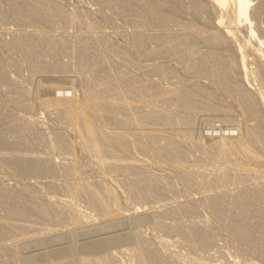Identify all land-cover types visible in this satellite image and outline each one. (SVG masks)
I'll return each instance as SVG.
<instances>
[{
    "label": "rangeland",
    "instance_id": "374dc122",
    "mask_svg": "<svg viewBox=\"0 0 264 264\" xmlns=\"http://www.w3.org/2000/svg\"><path fill=\"white\" fill-rule=\"evenodd\" d=\"M113 1L19 0V12L8 0H0V193H11V199L0 205V264H107L100 253L114 256L113 264H144L132 248L137 233L145 247L169 256L173 264H264L260 252L264 251V150L246 138L252 131L264 136V108L260 106V114L253 116L232 89L241 84L247 89L248 78V91L255 95L264 86V63L255 51L258 40L249 38L246 21L233 19L231 1L222 13L211 0ZM32 2L57 7L66 11L63 17L68 16L33 17L27 10ZM260 2L253 0L252 5ZM198 6L203 10L194 13ZM72 14L79 18L77 25L83 31L70 22ZM255 24L263 37L264 12ZM228 28H234L232 36L226 34ZM140 34L144 42L139 41ZM211 34L217 35L216 40ZM20 35L39 44L36 51L33 48L39 57L35 65ZM46 37L57 44L46 42ZM248 38L251 43L244 54L250 75L246 78L241 66L234 65L229 87L217 74L215 58L236 63V48ZM84 46L87 51L81 52ZM203 54L212 57L203 62ZM82 62L87 66L80 71ZM43 63L46 68H41ZM89 72L97 82L86 81ZM141 85L146 90L139 93ZM193 91L198 93L192 102L204 109L193 112L178 104L177 93ZM115 93L133 108L124 104L117 114L103 109ZM74 110L78 117L85 116L86 126L67 117ZM153 131L159 146L164 149L172 143L182 152V159L163 158L146 140ZM94 132L101 136L95 137ZM108 137L112 144L105 140ZM111 149L114 155H109ZM20 158H44L51 170L34 163L25 167ZM221 170L229 182L211 187ZM142 179L149 183L142 184ZM74 180L88 187L87 194L68 189ZM130 187H142L143 198ZM95 193L110 213H99L92 202ZM17 210L24 214L9 213ZM78 217L90 224L77 223ZM166 224L176 228L162 227ZM230 224L249 234L256 246L245 245ZM185 227L197 229L203 240L183 234Z\"/></svg>",
    "mask_w": 264,
    "mask_h": 264
},
{
    "label": "bare ground",
    "instance_id": "6f19581e",
    "mask_svg": "<svg viewBox=\"0 0 264 264\" xmlns=\"http://www.w3.org/2000/svg\"><path fill=\"white\" fill-rule=\"evenodd\" d=\"M9 2H11V5L13 6V7H17V10L20 12V10H22L20 7H19V5L21 4V2H19V0H8ZM107 2H109V3H115L116 1H113V0H106ZM230 1L231 2H233L234 4L233 5H235V8H234V12H233V19H237L238 18V22L241 20V19H243L244 20V22H245V24L247 25V31L249 32V38L251 39V37H252V39L253 38H256L257 40H258V42H259V44H258V47H256V49H255V51H256V53H257V55H258V57L262 60V62L264 63V48L262 49V47H261V45L263 44L264 45V36L263 37H261L260 35H262L263 33H262V31H260V30H258L257 28L259 27L258 26V24H255L256 22L258 23V20H259V18H260V15H261V13H263L264 12V0H261V2H260V4L259 5H252V2H253V0H211V2H212V6L215 8V9H218L219 11H221V13H222V9H226V7H228V5H229V3H230ZM23 4V3H22ZM28 5H26V7H27ZM204 6V5H203ZM203 6H198L197 8H196V10L194 11V13L195 12H199V11H202L203 10ZM19 8H20V10H19ZM24 8V7H23ZM26 9V8H25ZM15 10V9H14ZM29 12H30V14L29 15H31V16H41V17H47L48 19H50V18H55V17H59V18H61L62 19V17H63V13H65V12H61L60 10H59V8H57V7H49V8H45V7H40V5L38 6V4L37 3H33L32 2V4H29V6H28V9H27ZM217 10V11H218ZM262 10H263V12H262ZM228 12V11H227ZM23 13V12H22ZM223 13H225V12H223ZM219 14V13H218ZM225 15H227V14H225ZM65 17H63V18H65L66 19V16H68V15H64ZM124 16V15H123ZM126 17H129L128 15H126ZM219 17H220V15H219ZM230 17V16H229ZM3 18V15L0 13V20ZM40 18V17H39ZM224 18V17H223ZM240 18V19H239ZM46 19V18H45ZM44 19V20H45ZM69 19H70V22H72V23H75L76 25V27H78V29H80V28H83V27H81V25H77V24H79V18H77L76 16H74L73 14H72V16L71 17H69ZM229 19V18H228ZM231 19V18H230ZM229 19V20H230ZM68 20V19H67ZM218 20H219V22H220V19L218 18ZM231 21V24H232V22H234V20H230ZM2 22H4V21H2ZM1 22V23H2ZM69 22V21H68ZM222 22V21H221ZM220 22V23H221ZM224 22V21H223ZM223 22H222V24H223ZM29 23V22H28ZM148 23V22H147ZM219 23V24H220ZM33 24V23H32ZM218 24V26H221V25H219ZM230 24V22L229 23H227V25H229ZM88 25V24H87ZM89 25H91V23L89 24ZM94 25V24H93ZM92 25V26H93ZM216 25H217V23H216ZM224 25H225V22H224ZM223 25V26H224ZM255 25H257L258 27H256ZM263 25V24H262ZM3 26V25H2ZM30 26H31V23H30ZM67 26V25H66ZM75 26H74V28H75ZM84 26V25H83ZM232 26V25H231ZM28 27V26H27ZM80 27V28H79ZM86 27V26H85ZM95 27V26H94ZM226 27V26H225ZM237 27V26H236ZM136 28V27H135ZM217 28V27H216ZM235 28V27H234ZM233 28V29H234ZM31 29H32V27H31ZM36 29V28H35ZM34 29V30H35ZM76 29V28H75ZM137 29V28H136ZM217 29H220V28H217ZM233 29H231V28H228V30H227V32H226V34L227 35H230V36H232L233 35ZM261 29V28H260ZM27 30V29H26ZM37 30V29H36ZM80 30H82V29H80ZM262 30H264V29H262ZM23 31V30H22ZM28 31V30H27ZM31 31V30H30ZM83 31V30H82ZM262 34H261V33ZM264 32V31H263ZM213 33V32H212ZM218 33V32H217ZM259 33H260V35H259ZM39 34V33H38ZM41 35V34H40ZM212 35V39H214V40H216V38H217V35L216 34H211ZM226 35V36H227ZM31 36V35H30ZM57 36V35H56ZM98 36V35H97ZM96 36V37H97ZM140 38L141 39H139V41H141V42H144L145 40H146V38L143 36V35H141L140 34ZM219 36V35H218ZM221 36V37H220ZM219 37L220 38H225V37H222L223 35H220ZM225 36V35H224ZM29 37V36H28ZM41 37V36H40ZM40 37H39V39H40ZM49 37H51V36H49ZM229 36H227L226 38H228ZM41 38H43V37H41ZM54 38V37H53ZM135 38V37H134ZM137 38V37H136ZM164 38V37H163ZM166 38V37H165ZM249 38H248V42H246L245 44H243V45H239L236 49L238 50L237 52H238V55L236 56L237 58V61H236V63H234L235 62V60H230V59H226L225 57L224 58H215V65H216V67H215V69L217 70V74H218V76L223 80V81H225L226 83H227V85L229 86V87H231L230 86V81L232 80V77H233V71H232V68L234 67V65H237L238 67H239V65L241 66V69L244 71L243 72V75L246 77V78H248V76L250 75H248L247 76V74L250 72H248V70H246V66H247V62H246V57H245V54H244V48L246 47V46H248V44H249ZM38 39V38H37ZM36 39V40H37ZM46 40V42H48V43H53L54 45H56L57 44V40H54V39H52V38H48L47 39V37L45 38ZM59 39V38H58ZM149 39V38H148ZM251 39V40H252ZM157 40H160V37H157ZM166 40V39H165ZM164 39H163V41H165ZM221 40V39H220ZM223 40V39H222ZM221 40V41H222ZM247 40V39H246ZM255 40V39H254ZM19 41H20V43L23 45V49H25V53H26V55H27V57L29 58V60L31 61V63H33L34 62V60H35V57L37 56H35V54H36V49H38V47H39V44H37V43H34V41H32L34 44H35V46L33 45V43L31 44V41L29 40V39H27V38H25L24 36H22V35H20V38H19ZM161 41V40H160ZM167 41V40H166ZM165 41V42H166ZM171 40L169 39V41L168 42H170ZM172 41H173V39H172ZM41 42H42V40H41ZM158 42V41H157ZM162 42V41H161ZM217 42V41H216ZM229 42V41H228ZM171 43V45L173 44L172 42H170ZM174 43H175V41H174ZM219 43H220V41H219ZM250 43H251V41H250ZM42 44H44V43H42ZM60 44V43H59ZM162 44V43H161ZM160 44V45H161ZM166 44H167V42H166ZM33 45V46H32ZM164 45V44H163ZM42 46V45H41ZM59 46V45H58ZM164 46H166V45H164ZM169 46V45H168ZM35 47V51L33 50V48ZM77 47H80V46H77ZM264 47V46H263ZM76 48V47H75ZM82 48V47H81ZM78 49H80V48H78ZM235 49V48H234ZM83 50H85L84 52H86L87 50H86V48H85V46L82 48V50H81V52L83 51ZM74 52V51H73ZM76 52H77V50H76ZM83 54H85V53H83ZM82 54V55H83ZM74 55H76L75 53H74ZM210 57H212L211 55H209V54H206V55H201V58H202V61L203 62H205L206 60H208ZM37 58V57H36ZM39 58V57H38ZM38 58H37V60H38ZM36 60V61H37ZM214 60V59H213ZM105 61V60H104ZM210 62V61H209ZM213 62H212V64H213ZM261 62V63H262ZM35 63L36 62H34V65H35ZM37 63H40L39 61H37ZM102 62H100V64H101ZM208 63V62H207ZM41 64V63H40ZM103 64V63H102ZM205 64V63H204ZM209 64V63H208ZM38 64H36V66H37ZM82 66H80V64H79V66H80V68H78V69H81L80 71H82L86 66H87V64H84V62H82V64H81ZM207 65V64H206ZM209 65H211V64H209ZM214 65V66H215ZM261 65H263V64H261ZM35 66V67H36ZM39 66H41V65H39ZM65 66H67V65H65ZM147 66V65H146ZM34 67V66H33ZM59 67V66H58ZM41 68H46V66L44 65V63L42 64V66H41ZM41 68H39V69H41ZM59 68H61L62 69V66L61 67H59ZM72 68V67H71ZM262 68H263V70H264V65L262 66ZM38 69V68H37ZM36 69V70H37ZM58 69V68H57ZM65 70V69H64ZM74 70V69H73ZM35 71V70H34ZM39 71V70H38ZM44 71V70H43ZM67 71V70H66ZM65 71V72H66ZM76 71V70H75ZM85 71V70H84ZM40 72V71H39ZM45 72V71H44ZM61 72V71H60ZM64 72V73H65ZM34 73V72H33ZM87 73V72H86ZM35 74H36V72H35ZM34 74V75H35ZM39 74H41V73H39ZM44 75V74H43ZM38 76V75H37ZM232 76V77H231ZM0 77H1V75H0ZM245 77L243 78V79H245ZM256 77H259L258 76V74H257V76ZM38 78V77H37ZM86 78V81H89V82H97V80L95 79V77L89 72L88 73V75L85 77ZM1 79V78H0ZM40 79V78H39ZM133 79V78H132ZM249 79V78H248ZM247 79V80H248ZM128 80V79H127ZM245 81V85H247L246 87H247V89L245 88V86L244 87H241V86H243L242 84H241V86L240 87H237V88H232L233 90H234V92L238 95V96H240L242 99H243V101L245 102V104L247 105V106H249L250 107V109H251V111H252V115L253 116H258L260 113L258 112V110H259V107L260 106H262V108H264V86H262L263 84L262 83H264L263 81L261 82V88H259V90H257L258 92H256L257 93V95H255L254 94V92H252V90L250 91H248V88L250 87H248V82L250 81V80H248V81ZM262 80V79H261ZM264 80V79H263ZM244 81H243V83H244ZM129 82H131L130 80H129ZM44 83V82H43ZM50 83V82H49ZM130 84V83H129ZM135 84V83H134ZM41 85V84H40ZM45 85H46V83H45ZM139 85V84H138ZM52 86V88H54L53 87V85H51ZM50 86V87H51ZM48 88H49V86H48ZM103 88V87H102ZM134 89L136 88L135 86L133 87ZM140 90H139V89ZM137 91H139V93H140V91L142 92V90L141 89H145L146 90V88L144 87V86H142L141 85V88L140 87H138L137 86ZM171 89V88H170ZM249 89H251V88H249ZM48 90V89H47ZM54 90V89H53ZM102 91H103V89H101ZM136 90V89H135ZM107 91V90H106ZM144 92V91H143ZM180 92V91H179ZM182 92V91H181ZM194 92V91H193ZM191 92V93H177L176 94V96H175V98L177 99V101H178V104L181 106H183V107H186V108H188V109H192V111L194 112V110L196 109L197 110V108H199V107H201V108H203L204 109V106L202 107L201 105H198V103L197 104H194V102H192V97H193V95H195L196 93H198V92ZM250 92H252L253 94H254V96H252V95H250ZM103 93V92H102ZM163 93V92H162ZM170 93V92H169ZM50 94L51 95H53V93H51V90H50ZM160 94V93H159ZM207 95H209V94H207ZM196 96V95H195ZM201 96V95H200ZM123 97V96H122ZM168 97V94L165 96V98H167ZM201 97H203V96H201ZM124 98V97H123ZM193 98H196V97H193ZM125 100V99H124ZM127 100V99H126ZM126 100H125V102H126ZM207 100V99H206ZM209 100V99H208ZM130 101V100H129ZM201 101V100H200ZM203 101V100H202ZM211 101V100H210ZM125 102H123L122 101V99H121V97H119V95H117V93H115V95L112 97L111 96V98H110V100H107L106 102H104V104L102 105V108L103 109H105V110H109V111H111L112 113H114V114H117L118 113V111H121L120 109H123V108H121V107H125L124 106V104H130L129 102L128 103H125ZM206 102H208V101H206ZM205 102V103H206ZM204 104V103H203ZM127 106V105H126ZM129 106H131V105H129ZM212 105H210L209 107H211ZM214 106V105H213ZM133 108V106H131V109ZM212 108V107H211ZM214 109H215V107H213ZM212 108V109H213ZM219 108V107H218ZM217 108V109H218ZM220 108H222V106L220 107ZM194 109V110H193ZM202 109V110H203ZM210 109V108H209ZM216 109V110H217ZM261 109V108H260ZM76 110V109H75ZM70 111V112H68V114H67V117L68 118H70L72 121H74V122H76L78 125H80V126H86L87 125V123L86 122H88V120L86 121V118H85V116H79L78 117V114H77V110L76 111ZM153 110H155V109H153ZM215 110V111H216ZM219 110V109H218ZM124 111V110H123ZM156 112H153V113H155V114H157L158 112H157V110H155ZM160 111V110H159ZM163 111V110H162ZM165 111V110H164ZM199 111V110H198ZM201 111V110H200ZM199 111V112H200ZM210 111H211V109H210ZM221 111V110H220ZM224 111H225V109H224ZM125 112V111H124ZM123 112V113H124ZM128 112V111H127ZM152 112V111H151ZM166 112V111H165ZM208 112L209 111H207V114H208ZM213 113H214V110L212 111ZM219 112V111H218ZM222 112V111H221ZM129 113V112H128ZM131 113V112H130ZM133 113H134V111H133ZM153 113H149L152 117L151 118H155L156 117V115H154ZM161 113V112H160ZM160 113H159V116H161V115H163V114H161L160 115ZM198 113V112H197ZM201 113V112H200ZM210 113V112H209ZM262 113V112H261ZM148 114V115H149ZM211 114V113H210ZM149 115V116H150ZM158 115V114H157ZM165 115V114H164ZM167 115V114H166ZM224 115V114H223ZM126 116V115H125ZM148 116V117H149ZM158 116V117H159ZM147 117V116H146ZM217 117H218V115H217ZM226 117H228V116H226ZM27 118V117H26ZM157 118V117H156ZM143 119H144V117H143ZM150 119V118H149ZM20 120V119H19ZM153 120V119H152ZM157 120H162V119H154V122L155 121H157ZM165 120V119H164ZM144 121V120H143ZM165 121H167V120H165ZM169 121V120H168ZM184 121V120H183ZM126 122H128V121H124V123L123 124H126ZM145 122V121H144ZM143 122V123H144ZM149 122H151V121H149ZM170 122V121H169ZM129 123V122H128ZM165 123V122H164ZM177 123V122H176ZM132 124V123H131ZM138 124V123H137ZM181 123H179L178 122V125H180ZM184 124H186V122L184 123ZM133 125V124H132ZM154 125V124H153ZM189 125H191V124H189ZM193 125V124H192ZM191 125V126H192ZM127 126V125H126ZM129 126V125H128ZM140 126V125H139ZM144 126V125H143ZM146 126V125H145ZM168 126H171V124L170 125H168ZM185 126V125H184ZM187 126V125H186ZM193 126H195V125H193ZM228 127H229V125H227ZM233 126V125H232ZM131 127V126H130ZM166 127V126H165ZM197 127H199V126H197ZM129 128V127H128ZM156 128V127H155ZM196 128V127H195ZM194 128V129H195ZM200 128V127H199ZM249 128V127H248ZM43 129V128H42ZM130 129V128H129ZM133 129V128H132ZM147 129V128H146ZM150 129V128H149ZM157 129V128H156ZM236 129V128H235ZM244 129V128H243ZM93 130V129H92ZM102 130V129H101ZM187 130H189L188 128H187ZM233 130V129H232ZM238 131V133H239V135H242L241 134V128H239V129H237ZM95 131H98V130H95ZM148 131V130H147ZM154 131H155V129H154ZM153 131V132H154ZM186 131V130H185ZM192 131H194V130H192ZM196 131V130H195ZM235 131V130H234ZM244 131V130H243ZM246 132L247 131H249V130H245ZM250 131H252V130H250ZM89 132V131H88ZM100 132V131H99ZM99 132H94L95 134H94V136L95 137H98V136H101V134L99 133ZM152 132V133H153ZM191 132V131H190ZM198 132H199V130H198ZM197 132V133H198ZM203 132V131H202ZM236 132V133H237ZM253 132V131H252ZM247 133V134H245V136H246V138H247V140H248V143L250 142V143H253L254 145H256V146H258V148L260 149V150H264V140H263V137L264 136H262V134H261V132H256V133ZM152 133H147L148 135V139H147V137L146 136H144V137H146V140H148L149 142H150V144H153L154 145V147L156 146L157 148H155V150H157V151H161L162 152V154H163V158H165V159H167V158H174V159H178L177 161H179V159H182V156H183V154H182V152H180V150L178 149V148H176V146L175 145H173L172 143H167L166 145H165V147H164V149L161 147V146H159L158 145V143L156 142V137H155V135H157L155 132L152 134ZM194 133V132H193ZM237 133V134H238ZM45 134V133H44ZM155 134V135H154ZM189 135H192V134H190V133H188ZM144 135H146V134H144ZM208 135V134H207ZM142 136V135H141ZM107 137V136H106ZM115 137V136H114ZM103 138H104V136H103ZM115 139V141H117L116 140V138H114ZM113 139V140H114ZM118 139V138H117ZM106 141H108V142H112V140H111V138L110 137H108V138H106L105 139ZM144 140V139H143ZM145 140V141H146ZM119 142V141H118ZM113 143V142H112ZM111 143V144H112ZM214 144V143H213ZM152 145V146H153ZM215 145V144H214ZM215 147V146H214ZM107 148H109V147H107ZM7 150H8V148H7ZM19 150V149H18ZM17 149H16V151H18ZM2 151V150H1ZM14 151H15V149H14ZM21 151V150H20ZM23 152V151H22ZM161 152H158L159 154L161 153ZM2 153V152H1ZM19 153V152H18ZM24 153H25V151H24ZM108 153H109V155L110 154H112V155H114L113 154V150L111 149V150H108ZM3 154V153H2ZM158 154V155H159ZM161 154V155H162ZM17 155V154H16ZM21 155H23L24 156V154H21ZM160 155V156H161ZM22 156V158H24ZM17 157H18V155H17ZM17 157H15V158H17ZM21 157V156H20ZM26 157V156H25ZM31 157V156H30ZM43 157V156H42ZM121 157V156H120ZM12 158H13V156H12ZM22 158H20L21 159V163L25 166V167H29L30 165L31 166H36L37 168H42V169H44V170H48V169H50L51 168V166H50V163L48 164V162H45V160H43V159H38V158H33V159H22ZM114 158H116V160H118V161H120V159L119 158H117V157H114ZM171 161V160H170ZM169 161V162H170ZM172 161H174V160H172ZM171 161V162H172ZM64 162V161H63ZM176 161H174V163H175ZM32 163H34V165H32ZM59 164V163H58ZM137 164V163H136ZM142 164V163H141ZM178 166V165H177ZM61 167H63V165L61 166ZM60 167V168H61ZM53 168H54V166H53ZM59 168V167H58ZM58 168H57V171H58ZM127 168V167H126ZM129 168V167H128ZM136 168V167H135ZM143 169H144V167H142ZM177 168V167H176ZM182 169H184V167H181ZM55 169V168H54ZM134 169V168H133ZM51 170V169H50ZM67 170V169H66ZM76 170V169H75ZM53 171H55V170H53ZM128 171H131V170H128ZM135 171V170H134ZM133 171V172H134ZM39 172V171H38ZM65 172V171H64ZM74 172V171H73ZM132 172V173H133ZM215 172V171H214ZM58 173V172H57ZM61 173V172H60ZM66 173V172H65ZM71 174H73L72 173V171L70 172ZM138 173V172H137ZM67 174V173H66ZM121 174V173H120ZM124 174V173H123ZM141 174V173H140ZM41 175V174H40ZM70 175V174H69ZM73 175H75V174H73ZM129 175V174H128ZM44 177V176H43ZM72 177V176H71ZM121 177V176H120ZM74 178H75V176H74ZM144 178V177H143ZM70 179H72V178H70ZM123 179H124V177H123ZM125 179H126V177H125ZM135 179V178H134ZM150 179V178H149ZM214 179H215V177H214ZM138 180V179H137ZM143 180V179H142ZM142 180H140L141 181V183L142 184H144L146 181H148V179L146 180V181H142ZM2 181V180H1ZM135 181V180H134ZM140 181H139V183H140ZM150 181H152V180H150ZM241 181V180H240ZM73 182V181H72ZM75 182V183H74ZM74 184L72 185V186H69V188L68 189H72V192H75V193H77V194H79V195H84V193H86L87 194V192H88V187H85V185L84 184H82V183H80L79 181H75L74 180ZM132 182V181H131ZM136 182V181H135ZM138 182V181H137ZM229 182V176H228V174L225 172V171H223V170H221V171H217V176H216V179L214 180V181H212V183H211V187H224L227 183ZM243 181H241V183H242ZM126 183H127V181H126ZM148 183H149V181H148ZM244 183V182H243ZM70 184H72V183H70ZM132 184V183H131ZM133 184H134V182H133ZM88 185V184H87ZM135 185H137V184H134V186ZM147 185V184H146ZM215 185V186H214ZM71 187V188H70ZM146 187V186H145ZM245 187H247V186H245ZM97 188V187H96ZM133 191H134V193H135V195L137 196V197H139V198H143V196H144V194H142V187H130ZM144 188V187H143ZM221 189V188H220ZM223 189V188H222ZM248 189V188H247ZM169 191V190H168ZM9 194H11V193H3V192H1L0 193V205L1 204H4L5 202H8L10 199H11V196L9 195ZM148 196V195H147ZM156 196V195H155ZM253 196H256L255 194H253ZM25 197V196H24ZM92 202L94 203V205H95V207H96V209L99 211V213L100 214H103V213H105V214H107L108 212H109V209H107V207H106V205L100 200V198H99V196H98V194H93L92 195ZM149 198V197H148ZM12 199H13V197H12ZM145 199V198H144ZM22 200V199H21ZM165 200V199H164ZM147 201V200H146ZM151 201V200H150ZM167 201V200H166ZM170 201V200H169ZM148 202V201H147ZM156 203V202H155ZM155 206H157V205H155ZM168 206V205H167ZM158 208H159V206H158ZM113 209V208H112ZM161 209V208H160ZM167 209V208H166ZM97 211V212H98ZM114 211V210H113ZM107 212V213H106ZM10 214H12V216L14 215V216H21V215H23L24 214V210H17L16 212H9ZM9 213H8V215H9ZM26 213V212H25ZM110 213V212H109ZM116 213V212H115ZM79 214V213H78ZM108 215H110V214H108ZM81 216V215H80ZM83 217V216H82ZM10 218V217H9ZM24 218H25V216H24ZM79 219L76 221L77 223H80V222H83L84 220L82 219L81 220V218L80 217H78ZM109 218V217H108ZM245 218L246 219H248V213H246L245 214ZM18 219V218H17ZM10 220V219H9ZM28 220V219H27ZM87 220V219H86ZM110 220H112V219H110ZM113 220H115V219H113ZM79 221V222H78ZM10 222V221H9ZM85 222V221H84ZM86 222H88V220L86 221ZM85 222V223H86ZM117 222H119V221H117ZM120 222H121V220H120ZM123 222V221H122ZM125 222V221H124ZM5 223V222H4ZM89 223V222H88ZM24 224V223H23ZM90 224V223H89ZM8 225H10V224H8ZM80 225V224H79ZM116 225V224H115ZM12 226V225H11ZM85 226H88V225H85ZM119 226H120V224H119ZM118 226V227H119ZM162 226V225H161ZM230 226L233 228V229H235L239 234H240V236H241V240H242V242L245 244V245H247L248 247H252L253 248V246H256V244L254 243V239H252V237H250V235L248 234L247 235V233H245V232H243L242 230H241V233H240V229H238L237 227H235V226H233V225H231L230 224ZM46 227V226H45ZM81 227V226H80ZM116 227V226H115ZM117 227V228H118ZM122 227V226H121ZM162 227H165L166 229H169V230H171V229H175L176 228V225H163ZM179 226H177V228H178ZM182 227V226H181ZM187 227V226H186ZM185 227V228H186ZM193 227V226H192ZM15 228V227H14ZM13 228V229H14ZM22 228V227H21ZM27 228H29V227H27ZM202 228V227H201ZM24 229V228H23ZM22 229V230H23ZM26 229V228H25ZM41 229V228H40ZM81 229V228H80ZM31 230V229H30ZM38 230V229H37ZM86 230H88V229H86ZM85 230V231H86ZM41 231V230H40ZM81 231H84V230H81ZM116 231V230H115ZM118 231V230H117ZM119 231H121V230H119ZM123 231H127V230H123ZM23 232H25V231H23ZM131 232V231H130ZM183 232V234H185L186 236H189V237H193V238H195V240H198L199 242L200 241H202L203 240V238H201L200 237V233H199V231L197 230V229H195V228H186L184 231H182ZM4 233V232H3ZM29 233V232H28ZM34 233V232H33ZM88 233V232H87ZM87 233H85L84 232V234H87ZM129 233V232H128ZM2 234V233H1ZM19 234V233H18ZM31 234V233H30ZM40 234V233H39ZM78 234V233H77ZM82 234V233H81ZM119 234V233H118ZM133 234H135V233H133ZM138 234V233H137ZM137 234H135L134 236H135V244L133 245V250L136 252V254L138 255V257H139V259L144 263V264H159L160 263V261H162L161 262V264L164 262L165 263V261H166V263L165 264H173L172 263V260H171V258L169 257V256H165V255H163V254H161L158 250H156L155 248H152V247H150V248H147V247H145V244H144V241L139 237V234H138V236H137ZM32 235V234H31ZM31 235H30V238H31ZM129 235V234H128ZM130 235H131V233H130ZM25 236V235H24ZM133 236V235H132ZM131 236V237H132ZM36 238H37V236H35ZM82 237H83V235H82ZM85 237H86V235H85ZM29 238V239H30ZM87 238V237H86ZM89 239L91 238V234H90V237H88ZM134 238V237H133ZM25 239V238H24ZM40 239V238H39ZM33 240V239H32ZM36 240V239H35ZM81 240V239H80ZM84 240V238L82 239V241ZM90 240H92V239H90ZM90 240H89V243H90ZM130 240V239H129ZM134 240V239H133ZM22 241V240H21ZM81 241V242H82ZM94 241V240H93ZM93 241H91V242H93ZM127 241V240H126ZM125 241V242H126ZM34 242V241H33ZM53 242V241H52ZM84 242L86 243V241L84 240ZM130 242V241H129ZM88 243V244H89ZM96 243V242H95ZM128 243V242H127ZM87 244V243H86ZM94 243H92V245H93ZM91 245V244H90ZM132 245V244H131ZM26 246V245H25ZM42 247V246H41ZM50 247H52V245L50 246ZM92 247H94V245L92 246ZM48 248V247H47ZM63 248V247H62ZM103 248V247H102ZM37 249V248H36ZM46 249V248H45ZM48 250V249H47ZM50 250V249H49ZM35 252V251H34ZM44 252H45V250H44ZM261 252V254H262V257H264V251H260ZM108 253V252H107ZM109 254V255H108ZM107 255H103L102 253H100V257H101V260L103 259V262L106 260H108L107 261V264H113L112 263V261H114V260H111V259H114L113 257H112V255H110V253H108ZM169 255V254H168ZM12 257V256H11ZM172 257V256H171ZM166 259V260H165ZM185 259V258H184ZM164 260V261H163ZM189 260H190V258H189ZM109 261H111L110 263H108ZM191 261V263L192 262H194V261H192V260H190ZM202 262V261H201ZM199 263V262H196V264H206V263ZM208 264V263H207Z\"/></svg>",
    "mask_w": 264,
    "mask_h": 264
}]
</instances>
